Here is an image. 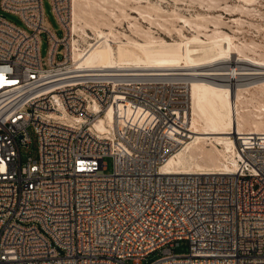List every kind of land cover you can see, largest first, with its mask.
I'll use <instances>...</instances> for the list:
<instances>
[{"label":"built area","instance_id":"1","mask_svg":"<svg viewBox=\"0 0 264 264\" xmlns=\"http://www.w3.org/2000/svg\"><path fill=\"white\" fill-rule=\"evenodd\" d=\"M50 2L63 36L44 0H0L23 22L0 13V264H264V134H234V171H165L191 135L185 82L74 66L73 0Z\"/></svg>","mask_w":264,"mask_h":264},{"label":"bare ground","instance_id":"2","mask_svg":"<svg viewBox=\"0 0 264 264\" xmlns=\"http://www.w3.org/2000/svg\"><path fill=\"white\" fill-rule=\"evenodd\" d=\"M161 1L73 0L72 64L93 71L185 82L190 98L185 125L191 135L163 169L234 171L238 162L234 134H264V43L239 37L245 23L264 30L260 20L244 18L259 16V12L264 18L256 5L261 0L226 4L230 11L239 8L243 13L234 14L233 24L223 13L211 11L220 0H190L207 6L190 15L174 7L169 10ZM124 22L130 32L121 29ZM148 22L161 25L171 39L166 37L169 34L158 35L153 25H145ZM213 63L226 66L210 67ZM114 111L111 106L96 127L103 130L113 125Z\"/></svg>","mask_w":264,"mask_h":264},{"label":"rangeland","instance_id":"3","mask_svg":"<svg viewBox=\"0 0 264 264\" xmlns=\"http://www.w3.org/2000/svg\"><path fill=\"white\" fill-rule=\"evenodd\" d=\"M174 1L175 0H173V1L172 0H162L161 2L169 10H173L175 8H178L182 12H184V13H186L188 15H190L191 13H196L198 10H204L205 9L204 7L207 8V6H205L206 3L203 6L202 4H200L199 2H196V1L190 2V0H182V1H178V3H177V1H175V4H174ZM236 2L237 3L239 2L238 4H240V1H237V0H220L219 3H217L218 5L215 8H213L211 11L215 12L216 14L223 13V16L226 17V21H228V22L231 21L229 24H233V19L235 17L234 14H236V17H239V16H242L243 13L241 11H239L240 10L239 8H237L235 10V12H234V11H230L229 7H225V6H226V4L237 5ZM260 3L261 4H259V1L256 3V5L259 7V8L258 7L257 8L261 9L262 10L261 13L264 14V0H261ZM44 8H45L46 16H47L51 26L56 30L58 36H63L64 31L60 28V24L58 23L55 15H54V12H53V9H52V4H51L50 0H44ZM205 10H207V9H205ZM258 12H256V13L258 14ZM0 13L6 15L9 20L14 21V22H16L19 25L23 24V22L20 19V17L18 15H16V14H13V13H10V12H6V11H0ZM244 18H253V20H257L258 19L257 20L258 23H260V21L262 23H264V18H261L260 12H259V16L258 15H256V16H247V17L244 16ZM257 21H255V22L257 23ZM124 23L125 24L122 25L123 27L121 26V29L127 30L128 32H130L129 28L127 27L128 26V22H124ZM145 25H147V26H152L153 25V28L155 29V31L157 32L158 35H160L162 33L161 35H163V36H166L167 34H169V35L166 36L168 39H171V37H172V35H170V33L168 31L164 30V28L161 25H159V24L158 25L157 24H151V23L148 22V24L145 23ZM247 25H249V24H247V23L244 24V29L242 31H240L239 37H241L242 39H249V40L251 38H254L257 41H260V42L264 43V30L262 29L260 31L258 29V27L256 28L255 25H250V27L247 26ZM155 26L157 28H155ZM161 27L163 28V30L161 29ZM262 28H264V26ZM227 29L232 31L230 26H227ZM48 47H49L48 38H47V35L45 33L43 35L42 48H41L42 49V54H43L44 57L48 53ZM235 56L238 57L239 55L234 54V57ZM59 58H62V55H59ZM213 64L210 67H224V66H226V63H218V64L215 63L214 65ZM29 129H30V134H31V139L32 140H31V142L29 143L28 146H23L22 147V155H23V159L24 160H26L28 158V156L36 157L38 155V152H39V142H38L37 133L35 132L33 127H30ZM105 161L107 163L106 172L107 173L112 172L113 171V158L110 157V156H107L105 158ZM188 251H189V242H188V240H181L180 243L178 245H176V247H175V252L180 253V254L187 253ZM161 255H162V253L160 251H156L154 253H151L143 261V264H148L150 262H153L156 259H158Z\"/></svg>","mask_w":264,"mask_h":264}]
</instances>
